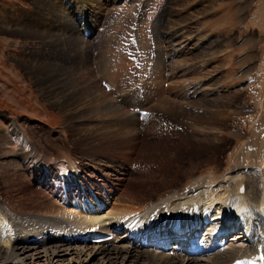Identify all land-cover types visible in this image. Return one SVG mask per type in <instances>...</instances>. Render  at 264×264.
Returning <instances> with one entry per match:
<instances>
[{
  "label": "rangeland",
  "instance_id": "1",
  "mask_svg": "<svg viewBox=\"0 0 264 264\" xmlns=\"http://www.w3.org/2000/svg\"><path fill=\"white\" fill-rule=\"evenodd\" d=\"M68 1L0 0L7 212L65 209L55 171L71 170L70 161L87 178L81 182L109 200L107 212L114 203L139 210L194 178L261 163L264 0ZM148 97L135 110L132 101ZM126 99L138 122L125 140L121 116L107 118L97 106ZM253 144L258 151H249ZM75 186L71 195H80Z\"/></svg>",
  "mask_w": 264,
  "mask_h": 264
},
{
  "label": "bare ground",
  "instance_id": "2",
  "mask_svg": "<svg viewBox=\"0 0 264 264\" xmlns=\"http://www.w3.org/2000/svg\"><path fill=\"white\" fill-rule=\"evenodd\" d=\"M156 66L157 71L162 70L161 63ZM159 90L162 89L147 91ZM151 99L138 103L133 100L132 106L139 109L140 103L149 104ZM168 102L163 104L165 108L171 105ZM129 105L130 99H126L120 105L105 101L97 106L104 109L103 116L107 118L121 116L120 138L125 140L128 130L134 131L138 122L135 113L127 109ZM174 106L179 107L176 103ZM143 110L137 112L146 116ZM186 125L191 128L193 124ZM108 135L114 140L119 137L111 132ZM193 138L198 142L210 140ZM254 149L258 151L255 144L249 147V151ZM70 162L71 170L64 169L62 174L61 170L55 171L64 182L60 185V200L65 209L59 206L60 211L49 215L22 217L12 215L11 210V214L7 212L10 208L7 210L0 201V264H233L253 259L259 248H264V158L260 164L249 163L255 166L215 173L208 180L194 178L191 186L181 187L145 208L127 209L114 203L116 206L112 205L108 212L106 196H99L92 186L83 184L81 179L87 178L82 169ZM70 183L79 187V196L71 195L74 186ZM179 219L187 222L183 228L186 234L170 241L169 231ZM92 233L111 239L94 242L89 240Z\"/></svg>",
  "mask_w": 264,
  "mask_h": 264
}]
</instances>
